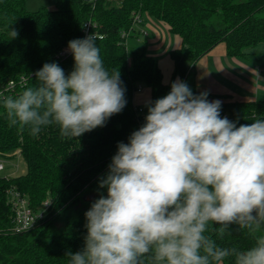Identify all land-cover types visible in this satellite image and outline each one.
I'll return each instance as SVG.
<instances>
[{
    "label": "clouds",
    "instance_id": "9594fccd",
    "mask_svg": "<svg viewBox=\"0 0 264 264\" xmlns=\"http://www.w3.org/2000/svg\"><path fill=\"white\" fill-rule=\"evenodd\" d=\"M68 50L69 75L46 63L34 86L0 98L10 126L35 137L56 124L62 137L79 138L122 112L126 89L96 37L72 40ZM208 95L177 80L146 105L144 125L118 143L100 178L107 194L85 213L84 246L65 253L69 264H264V119L237 126ZM212 225L221 235L236 225L255 244L220 246L206 234Z\"/></svg>",
    "mask_w": 264,
    "mask_h": 264
},
{
    "label": "trees",
    "instance_id": "16d2710c",
    "mask_svg": "<svg viewBox=\"0 0 264 264\" xmlns=\"http://www.w3.org/2000/svg\"><path fill=\"white\" fill-rule=\"evenodd\" d=\"M25 1L0 0V90L4 91L0 98L15 97L34 86V74L46 63H57L69 75L73 55L59 53L70 41L86 38L88 24L106 69H119L126 89L122 112L79 138L62 137L56 124L43 127L35 137L27 127L10 126L0 99V154L11 158L18 150L26 167L23 174L0 177V264H69L65 253L84 246L85 213L101 192L107 194L99 189V181L118 143H128L145 123L147 108L133 104L134 94L148 87L154 102L171 90V82H163L157 59L146 52L142 28L146 19L164 22L171 34L180 37L181 46L169 51L172 79L186 82L199 95L208 92L194 86V65L201 56L223 43L228 56L241 57L247 48L264 42V0H56L54 8L35 11L27 10ZM13 29L18 32L15 39L9 36ZM131 38L142 39V45L127 47ZM20 76L25 82L5 91L8 81ZM208 94L210 102H221V117L237 126L264 119V100L231 101ZM11 187L24 194L34 210L44 199L50 202L44 216L21 233L10 229L6 191ZM211 227L206 234L220 246L248 249L255 244L254 236L236 225L223 235L215 230L218 226ZM259 234H264V226Z\"/></svg>",
    "mask_w": 264,
    "mask_h": 264
},
{
    "label": "crops",
    "instance_id": "0c3cea01",
    "mask_svg": "<svg viewBox=\"0 0 264 264\" xmlns=\"http://www.w3.org/2000/svg\"><path fill=\"white\" fill-rule=\"evenodd\" d=\"M142 28L146 33L143 36L146 52L157 59L163 79L160 59L167 54L169 57L170 50L179 48L181 39L171 34L167 25L159 20L146 19ZM169 60L167 70L172 77L170 57ZM194 71V86L198 91L225 96L231 101L264 100V42L247 48L241 57L228 56L225 45L219 43L196 61ZM150 99V89L143 87L134 94L133 104L143 107Z\"/></svg>",
    "mask_w": 264,
    "mask_h": 264
},
{
    "label": "built area",
    "instance_id": "2783aa9c",
    "mask_svg": "<svg viewBox=\"0 0 264 264\" xmlns=\"http://www.w3.org/2000/svg\"><path fill=\"white\" fill-rule=\"evenodd\" d=\"M134 19L136 22H139V15H135ZM89 27V24L86 25L85 34L84 37L89 36L87 28ZM70 51L68 50V47H64L61 49L59 56H65ZM25 82V78L23 76H20L17 81L9 80L7 83V86L5 88V91L12 90L13 87L17 84H23ZM4 91L0 90V96L4 95ZM9 154L2 155L0 154V174L6 169L4 162L8 158ZM2 177V176H0ZM48 199H45L41 204L40 207L36 210L32 209L29 206L27 197L20 193L15 188L11 187L6 191V205L9 207L11 213H10V219H11V231L14 233H21L24 231H27L28 229L32 228L36 221L41 219L46 209L49 206Z\"/></svg>",
    "mask_w": 264,
    "mask_h": 264
},
{
    "label": "rangeland",
    "instance_id": "374dc122",
    "mask_svg": "<svg viewBox=\"0 0 264 264\" xmlns=\"http://www.w3.org/2000/svg\"><path fill=\"white\" fill-rule=\"evenodd\" d=\"M55 2H56V0H26L25 1V7L29 11H35L41 7L52 9V8H54ZM173 37H174V39L176 38V36H174V35H173ZM126 42H127L126 43L127 47H131V48H136L137 46L139 47L140 45H142V39H140V41H136V40H133L131 38V39H127ZM167 59L169 61L168 63H170L168 54L163 56V59H160L161 60L160 66H161V68L163 70V74H164L163 81L165 83H167V82L169 83L171 81V84H172L174 81H177V80L176 79L173 80L170 73H169V70H167V68L169 66V64H167ZM143 107L147 108L146 106H143ZM18 152L19 151L16 150L13 153L14 154L13 157L5 160L4 165H5L6 169L0 174V176H2V177H14V176H17L19 174H23L25 172V169H26L25 162Z\"/></svg>",
    "mask_w": 264,
    "mask_h": 264
}]
</instances>
